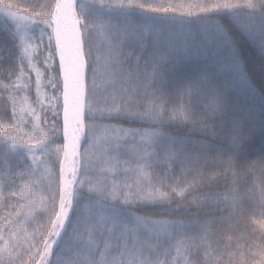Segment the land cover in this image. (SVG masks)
Wrapping results in <instances>:
<instances>
[{"label": "snow or ice", "instance_id": "obj_1", "mask_svg": "<svg viewBox=\"0 0 264 264\" xmlns=\"http://www.w3.org/2000/svg\"><path fill=\"white\" fill-rule=\"evenodd\" d=\"M0 264H264V0H0Z\"/></svg>", "mask_w": 264, "mask_h": 264}, {"label": "trees", "instance_id": "obj_2", "mask_svg": "<svg viewBox=\"0 0 264 264\" xmlns=\"http://www.w3.org/2000/svg\"><path fill=\"white\" fill-rule=\"evenodd\" d=\"M257 74H258V71H257ZM255 159V157H254ZM259 177H260V171L259 169L257 168V170L253 173H249L246 175L245 179L248 181V184L247 186L248 187H252L253 186V183H259ZM221 184H223V181H221ZM241 228H244L245 227V224L242 222L241 225H240Z\"/></svg>", "mask_w": 264, "mask_h": 264}]
</instances>
